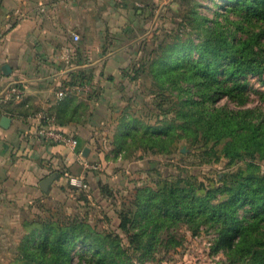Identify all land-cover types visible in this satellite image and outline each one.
<instances>
[{"label":"trees","instance_id":"trees-1","mask_svg":"<svg viewBox=\"0 0 264 264\" xmlns=\"http://www.w3.org/2000/svg\"><path fill=\"white\" fill-rule=\"evenodd\" d=\"M220 7L225 13L212 23L193 10V17L188 18L191 30L185 40L178 34L174 36L177 42L171 43L170 52L169 45L157 46L163 63L156 75L164 79L159 87L169 90L171 98L154 100L158 114L153 126L145 127L137 119L132 122L146 129L144 135L149 133L150 137L138 140L142 146L147 145L143 148H149L154 141H182L187 146L186 153H181L182 159L191 156L201 165L217 160L220 156L216 146L223 143L220 155L229 163L249 161L246 173L220 172L217 180L209 184L199 181L192 169L172 174L178 179L158 180L159 187L147 194L150 204L140 198L134 202L137 212L131 218L133 223L141 218L142 211L152 209L165 220L184 217L193 222L197 218L192 223L194 229L201 222L218 226L220 241L211 244V254L221 248L237 250L238 246L232 247L234 240L238 238L241 244L253 234L264 245V173L251 169L254 160L264 161V108L248 104L251 93L258 94L264 103V90L250 84V79H255L264 87V0H224ZM181 25L186 29V24ZM222 100L225 102L221 103ZM166 101L170 106L164 109L162 104ZM74 111L77 114L76 105ZM54 117L59 125H64L58 114ZM155 168L156 165L147 171L151 174L156 170V175H160ZM244 208L250 215L238 217ZM122 217L125 219L126 215ZM121 227L125 229V224ZM156 228L149 231L146 242H141L144 231L138 233L139 228L133 226L126 231L130 233L125 246L116 239L110 241L109 236L84 221L63 227L57 226L56 221H43L23 244L26 260L21 264H72L70 253L77 244L86 247L91 264H137L132 255L140 250L141 256H150L156 240L152 231ZM133 229L136 231L131 233ZM246 263L264 264V246L257 248Z\"/></svg>","mask_w":264,"mask_h":264},{"label":"rangeland","instance_id":"rangeland-1","mask_svg":"<svg viewBox=\"0 0 264 264\" xmlns=\"http://www.w3.org/2000/svg\"><path fill=\"white\" fill-rule=\"evenodd\" d=\"M169 3V5H167ZM224 0H170L165 4V8L154 13L153 23H149L144 28L145 36L136 46V54L128 58L121 70L113 73V77L107 78L113 87L101 92L96 83H91L87 76L77 74L76 84L84 88L82 93L87 96V104L83 100L76 105L77 116L82 122L83 114L87 111V123L89 118L94 117L97 105L104 103L107 105V112L104 118H99L93 125V136L91 147L95 158L87 162L97 166V169L88 170L91 177L82 184L87 187L73 186L69 181L50 188L32 201H21L15 203L13 210H10L8 217L0 220V264H21L26 260L23 244L29 239L30 232L38 230L39 224L43 221H56V225L66 226L73 221L87 222L97 232L109 236V240H115L120 245L128 246V235L133 226L138 227V233L144 231L140 236L141 242H146L149 231L156 236L153 250L150 256H141L139 250L132 255V260L137 264H247V260L255 254L259 247L258 240L248 237L239 244L236 238L232 247L238 246L237 250L229 251L221 248L215 254L210 253L207 242L217 245L220 241L218 226L209 222H201L197 228H193L194 221L189 222L186 218H173L165 220L157 214L155 210L141 212V218L133 223L131 218L137 212L134 202L136 198L141 202L150 204V199L146 196L159 187L158 180L167 178L174 182L177 177L170 175L180 173L184 170L192 169L199 181L205 184L214 183L217 175L224 171H247L249 161L234 160L229 163L220 150L223 143L216 146L217 160L198 165L194 157L182 159L181 153H186L187 146L182 141L169 143L164 141L161 144L150 143L149 148L142 146L138 140L143 137H150L149 133L144 135L145 128L140 129V124L132 122L140 120L144 126L155 124L156 109L154 100H168L169 90L160 89V82L164 84V79L157 78L158 66L160 62V51L157 46L169 45L177 42L174 38L176 34L185 40L187 32L191 30L188 18H192V11L198 15L207 17L212 23L215 19L220 20L221 14L225 13L220 7ZM164 6V5H163ZM186 24V29L184 25ZM195 38V35H192ZM163 40V41H162ZM196 41V39H195ZM155 48V49H154ZM152 49H154L152 51ZM152 51V52H151ZM167 53L168 49L164 48ZM154 52V53H153ZM169 61L166 60L165 64ZM94 87L85 88L84 83ZM250 84L257 90H264L259 82L250 79ZM162 90V91H161ZM176 93V92H175ZM249 105H261L264 103L259 99L258 94L251 93ZM222 100L221 103H224ZM233 106L232 103H229ZM170 102L162 104L166 109ZM97 114V113H96ZM102 116V115H101ZM100 117V116H98ZM94 119V118H93ZM130 134H122L126 131ZM137 130V131H135ZM180 134V131H176ZM157 135V134H156ZM155 136L152 139L155 140ZM255 169L264 173V161L256 159L253 161ZM156 165L160 175H156V170L151 174L147 171ZM240 209L238 217L249 216L248 212ZM126 215V218H121ZM131 215L130 219L127 218ZM198 220V219H197ZM125 224V229L121 224ZM133 229L132 232H135ZM196 234V235H195ZM238 244V245H237ZM211 247V245H210ZM86 247L77 244L70 253L72 264H91L90 253L86 252ZM132 252V250H131ZM87 255V256H86ZM143 257V262L141 258ZM216 257V258H213Z\"/></svg>","mask_w":264,"mask_h":264},{"label":"crops","instance_id":"crops-1","mask_svg":"<svg viewBox=\"0 0 264 264\" xmlns=\"http://www.w3.org/2000/svg\"><path fill=\"white\" fill-rule=\"evenodd\" d=\"M168 1L0 0V91L13 83L23 88L21 100L0 102V220L19 200L42 195L40 184L50 176L48 190L69 176L86 182L92 176L65 146L42 144L32 116L41 110L58 114L64 125L56 124L77 138L79 151L88 148L83 157L93 160L92 123L105 117L107 105L95 103L94 119L87 123L86 111L80 121L74 106L87 104V96L75 83L77 74L92 77L101 92L113 87L104 77L112 78L136 54L143 27ZM59 91H65L62 98ZM2 117L10 121L3 124Z\"/></svg>","mask_w":264,"mask_h":264},{"label":"built area","instance_id":"built-area-1","mask_svg":"<svg viewBox=\"0 0 264 264\" xmlns=\"http://www.w3.org/2000/svg\"><path fill=\"white\" fill-rule=\"evenodd\" d=\"M73 39L75 41L79 40L78 35L74 34ZM68 88L66 91H69ZM65 91H59L57 97L62 98ZM23 96V88L13 83L10 86L2 89L0 91V102L6 103L8 101H18L21 100ZM37 121L36 137L44 145H62L65 146L72 153L77 154L78 160L84 169L92 170L97 169V166L90 164L83 157L82 151L78 150V140L75 136L65 132L60 128L56 122L54 116H52L48 111L41 110L36 112L32 116ZM69 184L73 186L87 187L86 184L76 177L69 176ZM211 242H207V248H210ZM216 258V257H213Z\"/></svg>","mask_w":264,"mask_h":264},{"label":"water","instance_id":"water-1","mask_svg":"<svg viewBox=\"0 0 264 264\" xmlns=\"http://www.w3.org/2000/svg\"><path fill=\"white\" fill-rule=\"evenodd\" d=\"M5 69H7L8 71L10 70L9 66H5ZM1 121H2L3 124H6V123H8L10 121V119L8 117H2V120ZM82 153H83V156L86 157L88 155V148H85ZM53 178H54V176H50V177L44 179L41 182L40 187L44 191H46L47 188H48L49 183L53 180Z\"/></svg>","mask_w":264,"mask_h":264}]
</instances>
